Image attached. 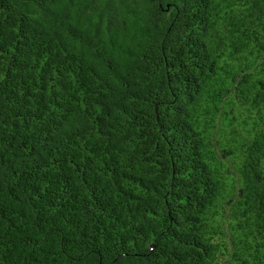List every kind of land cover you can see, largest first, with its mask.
<instances>
[{"label":"trees","instance_id":"obj_1","mask_svg":"<svg viewBox=\"0 0 264 264\" xmlns=\"http://www.w3.org/2000/svg\"><path fill=\"white\" fill-rule=\"evenodd\" d=\"M0 264H264V0H0Z\"/></svg>","mask_w":264,"mask_h":264}]
</instances>
